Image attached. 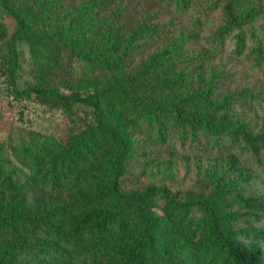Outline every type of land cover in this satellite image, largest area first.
Masks as SVG:
<instances>
[{
	"label": "trees",
	"instance_id": "trees-1",
	"mask_svg": "<svg viewBox=\"0 0 264 264\" xmlns=\"http://www.w3.org/2000/svg\"><path fill=\"white\" fill-rule=\"evenodd\" d=\"M22 45L61 75L21 90ZM0 76L80 126L16 136L0 110V264H264V0H0ZM182 157L207 161L194 192L130 188Z\"/></svg>",
	"mask_w": 264,
	"mask_h": 264
},
{
	"label": "rangeland",
	"instance_id": "rangeland-1",
	"mask_svg": "<svg viewBox=\"0 0 264 264\" xmlns=\"http://www.w3.org/2000/svg\"><path fill=\"white\" fill-rule=\"evenodd\" d=\"M22 69L19 73L18 85L21 90L35 85L38 80L44 82L53 81L54 76H60L62 71L57 67L52 70L43 69L35 71L29 54L28 48L24 45L20 46ZM223 63L229 65L234 71L242 74V84L247 88L256 89L259 87L257 81L261 79L256 72L246 66H238L236 60H229L228 57L223 58ZM246 76H249L247 79ZM264 81V79H262ZM7 85L3 77L0 76V110L3 112L4 127L10 130L12 135H23L21 132H35L44 137L56 138L61 143H65L72 130L78 129L79 124H73L71 119L64 115L61 111H53L47 106L39 105L32 101L16 102L12 96L7 94ZM81 115V114H80ZM79 115V116H80ZM9 134V135H10ZM7 135L2 134L1 137L6 138ZM201 164V169L196 167ZM207 161L203 159L180 158L177 161L167 163V167L160 165L158 169L133 170L135 176L129 178L130 188H143L147 183L157 182L172 187L175 191L187 190L194 192L196 180L205 171ZM225 164H220V169L225 168Z\"/></svg>",
	"mask_w": 264,
	"mask_h": 264
}]
</instances>
